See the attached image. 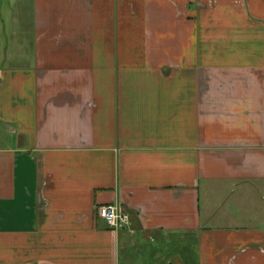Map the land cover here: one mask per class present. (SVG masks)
I'll return each mask as SVG.
<instances>
[{"label": "crops", "instance_id": "crops-1", "mask_svg": "<svg viewBox=\"0 0 264 264\" xmlns=\"http://www.w3.org/2000/svg\"><path fill=\"white\" fill-rule=\"evenodd\" d=\"M0 264H264V0H0Z\"/></svg>", "mask_w": 264, "mask_h": 264}, {"label": "built area", "instance_id": "built-area-1", "mask_svg": "<svg viewBox=\"0 0 264 264\" xmlns=\"http://www.w3.org/2000/svg\"><path fill=\"white\" fill-rule=\"evenodd\" d=\"M96 214L108 227L114 230H131L132 228L130 212L119 205L108 204L99 206L96 209Z\"/></svg>", "mask_w": 264, "mask_h": 264}]
</instances>
